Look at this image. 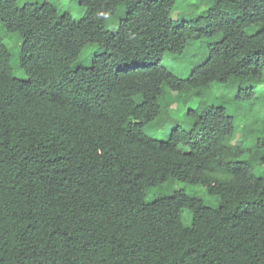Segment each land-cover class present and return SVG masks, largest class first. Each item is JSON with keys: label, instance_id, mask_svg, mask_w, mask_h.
Segmentation results:
<instances>
[{"label": "trees", "instance_id": "trees-1", "mask_svg": "<svg viewBox=\"0 0 264 264\" xmlns=\"http://www.w3.org/2000/svg\"><path fill=\"white\" fill-rule=\"evenodd\" d=\"M17 1L0 0L18 35L14 66L0 37V264H264V135L243 120L231 143L233 115L203 103L165 139L144 133L167 113L164 87L182 103L215 82L254 94L264 0H199L175 19L176 0H76L77 19ZM201 37L186 76L162 65Z\"/></svg>", "mask_w": 264, "mask_h": 264}, {"label": "rangeland", "instance_id": "rangeland-1", "mask_svg": "<svg viewBox=\"0 0 264 264\" xmlns=\"http://www.w3.org/2000/svg\"><path fill=\"white\" fill-rule=\"evenodd\" d=\"M23 0H18L20 4ZM58 7V13L67 12L74 19H77L83 13L82 7H80L76 0H49ZM199 0H176L175 6L171 11V18L175 19L180 13H184L190 9L192 5H197ZM205 9L201 8L200 14L205 13ZM120 15V10L116 15L112 16L107 20V26L113 27L114 22ZM189 20V17L184 19ZM0 37L2 41L9 47L11 53V63L16 65V57L18 54V35L16 32H8L0 26ZM208 41L207 37L192 38L187 41L182 52L165 55L163 57L162 65L171 71L173 74L184 77L188 73L190 67L197 62H200L204 57L200 56V51ZM95 44H88L85 47L83 53L79 56V62L86 64L88 62V52L95 48ZM13 74L18 78H23L24 73L19 68H14ZM223 84V83H212L211 85L201 90V96L199 98L192 97L188 101L182 103L181 95L175 91H171L168 87L163 88V93L159 98L160 105L165 104L166 114H161L152 123H149L144 128V133L147 136L163 140L167 137L169 130L172 128L170 123H178L183 127H188L189 116L183 115L184 111L188 109H195L199 104L207 105H223L227 113L234 117L235 133L231 143H238L239 141V129L241 128L243 120L248 130L250 137H260L264 135V70L262 72V81L258 83L254 94L244 100H235L233 93L235 86ZM182 151L184 147L180 146ZM262 170L261 166H257L254 169L255 174H259ZM173 188H183L188 194H195L205 201L209 199L204 192V188L200 185H191L173 182L171 184ZM152 200V198H150ZM187 219V214H185Z\"/></svg>", "mask_w": 264, "mask_h": 264}]
</instances>
